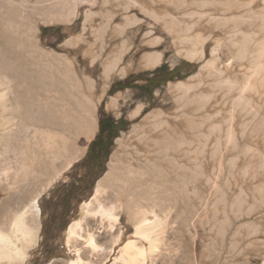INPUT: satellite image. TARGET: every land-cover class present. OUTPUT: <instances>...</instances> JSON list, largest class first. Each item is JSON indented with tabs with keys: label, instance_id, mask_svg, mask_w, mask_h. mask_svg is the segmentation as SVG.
I'll list each match as a JSON object with an SVG mask.
<instances>
[{
	"label": "rangeland",
	"instance_id": "rangeland-1",
	"mask_svg": "<svg viewBox=\"0 0 264 264\" xmlns=\"http://www.w3.org/2000/svg\"><path fill=\"white\" fill-rule=\"evenodd\" d=\"M176 1L184 4L178 7ZM62 3L0 0V37L5 29L12 36L9 24L18 38L26 34L31 50L43 51L49 81L19 90L0 84V152L24 114L33 119L45 107L60 115L59 125L75 147L74 156L36 197L39 235L26 264L76 261L77 247L68 241L67 230L86 220L89 202L112 208L117 217L112 229L95 233L100 250L94 259L103 254L97 264H119L115 259L131 239L145 250L146 264H264V0H66L65 9L73 13L69 18ZM7 39H0V60L8 63L18 54L7 53L13 49ZM194 49L202 55L190 60L185 55ZM151 53H159V65L169 68L190 63L182 69L190 74L159 86L151 96L110 89L129 75L136 79V72L143 78L153 67ZM8 66L0 64V75ZM179 82L195 87L185 93L176 89ZM151 114L169 125L182 122L174 140L185 137L188 145L168 152L173 165L159 154L161 148L150 142L145 148L149 140L139 139L171 136L163 125L150 127ZM101 115L130 124L114 140L90 196L72 201L61 220L54 209L56 189L84 157ZM135 128H141L138 134ZM154 167H161L166 178L154 176ZM155 182L168 183L167 194L164 188L149 193L148 184ZM3 185L0 204L6 197ZM143 218L157 243L151 254L147 241L134 236Z\"/></svg>",
	"mask_w": 264,
	"mask_h": 264
},
{
	"label": "bare ground",
	"instance_id": "bare-ground-1",
	"mask_svg": "<svg viewBox=\"0 0 264 264\" xmlns=\"http://www.w3.org/2000/svg\"><path fill=\"white\" fill-rule=\"evenodd\" d=\"M58 1L64 2L62 3V10L66 12L67 18L73 15L72 9L67 10L64 7L66 0ZM183 4L184 2L176 1L178 7H181ZM22 18L20 17V19ZM9 28L14 30L12 24H9ZM5 30L7 32L4 31L0 39L7 37L8 39L5 40V43L11 44L13 47V49H7V53L9 55L16 53L18 56H14L15 59H12L8 63L4 62L2 59L0 60V64L4 69L7 65L10 67L9 69L7 68L8 70H5V75H0V84L5 85L9 89V85L12 83L15 89L18 88V90L22 87H27V89L41 88L44 86L43 84L48 81L44 70L46 66L42 63L43 51L39 49L35 51L34 49L31 50L32 48H30L26 34H22L18 38L15 31L11 30L12 36H8L10 34L7 29ZM149 33H151V31H149ZM16 39H19L17 40L19 44L16 43ZM154 55L159 56V54ZM197 55H202V51L199 52L194 49L193 51L187 52L185 56L193 59ZM117 63L118 61H115V64ZM115 64L112 63L108 65L107 70H110ZM211 66L212 63L206 65L207 69ZM175 87L177 90L186 93L194 89L195 86L179 82ZM187 103L191 105L192 102L188 101ZM41 104L42 102L38 101L37 111ZM35 107L36 106H34V108ZM31 110L32 109L28 110L26 113L28 114L29 111L32 113ZM5 112L6 110L3 109L1 114H5ZM40 112H36L37 114L35 115L32 114L34 118H30L33 119H28L27 115L24 114L25 116H23V119L16 124V128L8 132L11 136V143L3 145L0 152V182L2 185L4 184L2 187L6 192V197L0 204V264H26L30 252L34 250L37 245L39 235L38 219L40 210L36 197H38L42 189L59 174L61 167L67 159L74 156L75 147L73 139L63 133L59 125L60 115L58 116L57 112L54 113L46 107L45 110ZM137 112L138 111H135L134 114ZM150 117H153L150 127L158 128L163 125L166 127L168 133L170 132L171 136L167 135L158 140L142 135L139 139H141V141L144 139L149 140L145 148L149 149V142L154 147L161 148L159 154L164 156L169 164L173 165L170 158H167L169 157L167 156L168 152L175 150V148L184 149V147L188 145L185 137L176 136L177 140H174L177 128L181 126L182 122H174L176 121L174 120L173 123L169 125L167 122L165 123V121L160 120L162 119L160 114H151ZM183 121L185 124H188L189 118L183 115ZM140 129L135 128L133 132L138 134ZM186 153L187 151H183V154ZM153 173L154 176L166 178L161 167H154ZM153 173L150 175L147 172L146 174L152 176ZM109 179L110 177L108 175L105 180L108 182ZM148 188L149 193H152L154 189L161 191L160 189L164 188L167 194L170 186L168 183L163 184V187L156 186L155 182L148 184ZM96 192H100V189ZM84 213L86 214V220L70 225L67 230L68 241L77 247L76 251L78 254L77 260L71 261L68 264H97V259L103 254L98 255L99 257H95L96 260L94 259L96 255L94 252L99 249L98 237L95 233L102 232L106 228L112 229L113 224L117 221L113 209L106 208L101 204H95L94 206L93 204L91 205L90 202L89 204L87 203L84 208ZM138 214H140V212H135L134 215L138 218ZM134 215L132 214V217ZM88 219H91V221ZM147 222L145 218L140 221L134 236L145 242L147 241L149 244V253L151 254L152 250L157 248V243L156 239L151 237L152 227ZM144 226H147L149 230H143ZM145 257V250L142 246H139L136 240L131 239L122 246L120 254L115 259V262L119 264H146Z\"/></svg>",
	"mask_w": 264,
	"mask_h": 264
},
{
	"label": "trees",
	"instance_id": "trees-1",
	"mask_svg": "<svg viewBox=\"0 0 264 264\" xmlns=\"http://www.w3.org/2000/svg\"><path fill=\"white\" fill-rule=\"evenodd\" d=\"M180 65L181 66L177 65L171 69V71H168L169 67H167L165 63H162L152 71L144 72L143 78L139 79V74L135 75L137 77L136 79H133L134 75H129L123 80L114 82L110 89L112 87H114L116 91L133 89L143 91L151 96L153 91L159 86L168 81L182 80L190 74L183 73V70L181 69L182 66L186 65L185 62L180 63ZM166 74H168V76L165 77L164 75ZM137 81H140L141 83L138 84ZM103 117H105V115H101L98 122V133L88 144L84 157L70 168L67 175L68 181L60 184L56 189L57 195L54 199V209L55 212L57 211L59 213V219L61 220H64L67 217L72 201L75 200L80 203V201H84L90 196L96 181L105 172L106 163L112 152L114 140L118 137L119 133L126 130L130 124V122L123 117L116 119L112 115H107V126H103ZM120 124H122L121 127H119ZM113 126L118 129L114 133L109 134V129ZM98 146H101L104 149L97 161L95 153L98 150ZM66 226L67 222L64 224L63 229Z\"/></svg>",
	"mask_w": 264,
	"mask_h": 264
},
{
	"label": "crops",
	"instance_id": "crops-1",
	"mask_svg": "<svg viewBox=\"0 0 264 264\" xmlns=\"http://www.w3.org/2000/svg\"><path fill=\"white\" fill-rule=\"evenodd\" d=\"M154 54H159V53H151V54L148 55V63H149L150 66H153V67H150V68L147 67L146 68L147 70L152 71L153 69H155L156 67L161 65V64L159 65V63H158L160 61V59H161V55L159 54V56H157V55H154ZM193 59H196V58H193ZM193 59L190 58V60H193ZM185 63H186V65H184L183 68H181V69L186 70L185 68L189 67L190 63H187V62H185ZM134 74H139V72L138 73L136 72Z\"/></svg>",
	"mask_w": 264,
	"mask_h": 264
},
{
	"label": "flooded vegetation",
	"instance_id": "flooded-vegetation-1",
	"mask_svg": "<svg viewBox=\"0 0 264 264\" xmlns=\"http://www.w3.org/2000/svg\"><path fill=\"white\" fill-rule=\"evenodd\" d=\"M177 65L181 66L180 63H179V64H176V65H174L173 67L168 68V71H171V69L174 68V67L177 66ZM182 67H183V66H182ZM164 76L166 77V76H168V74H166V75H164ZM149 88H150V86H149ZM140 92H141V94L144 93L143 91H140ZM124 119H125V118H124ZM102 122H103V126H107V125H106V124H107L106 122H108L107 115H105V117L102 118ZM121 125H122V124H120L119 127H121ZM117 129H118L117 127H114V126H113L111 129H109V134L114 133ZM103 149H104L103 147H101V146L99 147V146H98V150H97V152L95 153V158L97 159V161H98V159L100 158L101 154L103 153Z\"/></svg>",
	"mask_w": 264,
	"mask_h": 264
}]
</instances>
